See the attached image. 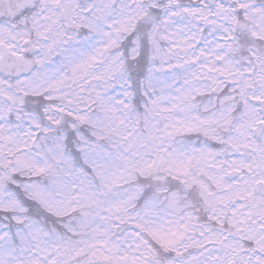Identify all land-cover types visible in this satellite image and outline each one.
Masks as SVG:
<instances>
[{
	"label": "snow or ice",
	"instance_id": "snow-or-ice-1",
	"mask_svg": "<svg viewBox=\"0 0 264 264\" xmlns=\"http://www.w3.org/2000/svg\"><path fill=\"white\" fill-rule=\"evenodd\" d=\"M0 264H264V0H0Z\"/></svg>",
	"mask_w": 264,
	"mask_h": 264
}]
</instances>
